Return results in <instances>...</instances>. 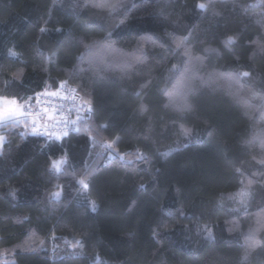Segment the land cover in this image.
Segmentation results:
<instances>
[{
  "label": "trees",
  "instance_id": "16d2710c",
  "mask_svg": "<svg viewBox=\"0 0 264 264\" xmlns=\"http://www.w3.org/2000/svg\"><path fill=\"white\" fill-rule=\"evenodd\" d=\"M114 2L0 0V94L33 96L66 79L91 99L97 141L119 137L120 153L149 157L110 159L84 124L60 141L0 128V264H264V111L237 100L224 79L208 81L247 71L241 95L264 98V0H124L114 13L92 6ZM109 33L111 49L84 47ZM228 35L235 43L224 44ZM184 36L202 64L175 47ZM168 92L186 93L194 110L177 111ZM65 152L69 164L56 173L51 160ZM88 168L84 188L77 180ZM57 185L62 196L51 200Z\"/></svg>",
  "mask_w": 264,
  "mask_h": 264
},
{
  "label": "snow or ice",
  "instance_id": "6c2138e0",
  "mask_svg": "<svg viewBox=\"0 0 264 264\" xmlns=\"http://www.w3.org/2000/svg\"><path fill=\"white\" fill-rule=\"evenodd\" d=\"M88 6V5H85ZM93 7L108 9L110 13H114L120 9H125L124 0H115L114 3H95L92 5ZM197 7L201 10H204L208 7L205 3H199ZM120 23H124V20H120ZM46 31L45 28H41V32ZM60 31V29H57ZM111 33L106 35L103 41H94L92 45L85 44L84 47L86 49H91L92 47H101L105 50L112 48L111 41ZM237 37L235 35H228L224 40L225 45H231L235 43ZM189 40V36L178 37L174 38L175 47L177 49L183 48L184 55L189 58L190 61H195L196 64H202L204 61V57H193L191 53V48L187 46V42ZM257 47L264 49V45L257 44ZM206 52L216 51L215 49L208 48L205 49ZM9 53L12 56L17 55V53L9 49ZM84 55L81 54L78 59H83ZM144 59L142 55L134 57L135 62H140ZM104 62L101 61V64ZM131 65H129L130 67ZM173 70H176V66L173 65ZM45 73L48 72L47 67L43 69ZM24 74V69L20 68L16 72L11 74L12 82H20L21 77ZM250 73L247 71L240 72V73H223V72H214L209 75L208 81H212L214 79H224L227 83L228 88L231 90L235 88L236 90L232 92L233 96L244 103L247 107L252 109H260L264 111V98L261 99L259 104H253L251 100L246 99L244 96L241 95L244 85L240 83L241 78L249 77ZM191 79V77H189ZM8 81H5V88L8 86ZM55 85L54 90H50ZM53 85L46 84L45 87L41 92L34 93L33 96L22 97L20 95H4L0 94V127L11 125L13 128L22 127L25 129V132L22 135L26 136L28 134L31 135H44L51 139L55 137L57 140H61L64 137L69 135V129L79 132L80 128L78 125L83 123L85 125V131L88 132L89 138L95 143H100L102 148L110 149L109 158H114L112 153L115 152L121 160H124L126 163L131 164L133 163L132 158L126 159V157H134L135 161H143L149 159L148 155L142 152L139 148L129 154L120 153L119 150L115 147L117 142L119 141V137H116L112 140H106L103 137H100V140L97 141V137L93 136L91 133L90 128L88 127V120L90 118V114L93 111L92 101L91 99H85L84 96H81L78 92L77 87H70L69 81L58 80L53 81ZM169 96V102L173 104L177 111L180 113L190 112L193 111L195 106L190 103L187 99V94L179 99L175 96L173 92L167 93ZM48 97V98H58V99H71L74 102V111L76 112L75 119H69L67 116L64 115L65 109L62 106H53L49 104L46 107L41 108V100L40 97ZM253 98H255V94H253ZM35 100V105L33 101ZM141 111H146V106L141 104L140 105ZM106 125H101L100 129L105 128ZM50 129H55V131H50ZM182 135L184 137H189L192 133L191 128H183L181 129ZM7 137L0 133V152L5 145ZM175 149H169L168 152L162 153V155L167 156L170 152L174 151ZM261 164H264V160L260 161ZM69 164L68 155L65 152L64 154L58 156L55 159L51 160V168L56 173H60L64 166ZM239 171V169H237ZM92 175L91 168L86 169L84 175H82L78 180L77 183L80 184L82 187L87 188L89 185L87 183L88 177ZM253 182L251 180L248 181L249 186ZM141 188H144V185H140ZM12 195H15V190H12ZM231 195V194H230ZM240 197L241 205H245L247 202V198L249 196V192L245 189H242L239 193H237ZM62 196V187L57 185L56 190L50 192L49 198L51 200H59ZM91 210L94 212L96 210V203L95 201L90 202ZM166 215L173 216L172 212H167ZM260 223V221H258ZM264 226V225H262ZM205 231L208 234V237L211 238V230L207 229L205 226ZM256 231H259L257 229ZM246 241L249 242V246L251 248L256 247L260 241L256 239L255 232H250L246 237ZM78 245H81L80 241H77L71 247L75 249Z\"/></svg>",
  "mask_w": 264,
  "mask_h": 264
},
{
  "label": "built area",
  "instance_id": "2783aa9c",
  "mask_svg": "<svg viewBox=\"0 0 264 264\" xmlns=\"http://www.w3.org/2000/svg\"><path fill=\"white\" fill-rule=\"evenodd\" d=\"M69 86L70 87H76L72 84H69ZM52 90H54V89H52ZM78 92H79V90H78ZM79 94H80V92H79ZM40 100H41V104H40L41 108L46 107L49 104H51L53 106H62L65 109L64 115L67 116L70 120L75 119L76 112L74 111V102L71 99H58V98H48V97L41 96ZM33 104L35 105V100L33 101ZM91 115H92V113L90 114V118H91ZM90 118H89V120H90ZM82 125H83V123H80L78 125V127L81 129ZM50 131H55V129H50ZM74 133H77V132L71 130V128H70L69 129V135L74 134ZM32 136L45 137V138L49 139V137L44 136V135H32ZM51 140L60 141V140H57L55 137H52Z\"/></svg>",
  "mask_w": 264,
  "mask_h": 264
},
{
  "label": "rangeland",
  "instance_id": "374dc122",
  "mask_svg": "<svg viewBox=\"0 0 264 264\" xmlns=\"http://www.w3.org/2000/svg\"><path fill=\"white\" fill-rule=\"evenodd\" d=\"M0 128H2V127H0ZM0 133H1V131H0ZM110 150V149H109ZM111 151V150H110ZM238 199L240 200V197L238 196Z\"/></svg>",
  "mask_w": 264,
  "mask_h": 264
},
{
  "label": "bare ground",
  "instance_id": "6f19581e",
  "mask_svg": "<svg viewBox=\"0 0 264 264\" xmlns=\"http://www.w3.org/2000/svg\"><path fill=\"white\" fill-rule=\"evenodd\" d=\"M68 137V136H67ZM66 138V137H65ZM48 139V138H47ZM48 140H51V139H48Z\"/></svg>",
  "mask_w": 264,
  "mask_h": 264
}]
</instances>
